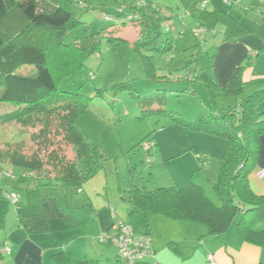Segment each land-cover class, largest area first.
Instances as JSON below:
<instances>
[{
	"label": "rangeland",
	"instance_id": "obj_1",
	"mask_svg": "<svg viewBox=\"0 0 264 264\" xmlns=\"http://www.w3.org/2000/svg\"><path fill=\"white\" fill-rule=\"evenodd\" d=\"M249 1L255 3V0H79L80 8L73 11V17L81 23L65 34L64 43L71 44L102 30L118 40L100 38V50L87 58L80 69L61 78L58 86L61 91L92 98L89 109L78 120V127L105 157L104 167L84 186V192L78 193L73 187L62 185L52 191L31 178L21 182L18 176L25 174L23 169L4 165L0 170V190L18 195L19 206L23 205L21 214H38L41 199L53 195L60 209L78 222L86 223V229H79L92 235L96 219L103 218L108 226L96 236L99 244L109 223L116 221L114 212L127 214L133 208L129 202V188L133 184L143 183L154 190L175 184L187 186L194 183L190 177L201 179L208 196L220 204L214 197V180H209L206 173L213 164L219 165L228 140L208 137L207 133L183 122L193 123L210 107L209 90L198 79L200 70L211 67L215 46L221 42L223 34L237 33L232 18L247 15L242 7ZM131 5H140L148 16L161 19L157 30L147 25L141 30L135 22L138 17L130 14L134 11ZM216 6L228 12L234 7L231 8L233 13H228L232 18L213 19L212 29L207 30L202 25L201 14ZM125 14L129 16L127 24ZM138 40L142 43L136 46ZM167 44L170 47L167 48ZM149 65L153 69L151 78L147 77ZM19 71L24 75L37 74L34 66ZM89 72L93 78L96 75V79H92ZM192 75L196 77L195 82L188 80ZM262 87L250 85L242 95L221 91L217 105L220 109L237 106ZM9 106L0 105V114L10 111ZM170 113L181 116L184 121H174ZM38 130L39 127L17 123L0 126V151L9 146L12 150L20 148L27 156L35 154L41 148L33 139ZM62 149L58 150V156L74 160L71 146ZM195 152L200 153L206 163L200 161ZM43 154L49 155V152L43 150ZM0 201L13 204L4 196ZM2 217L1 224H12L11 212L2 213ZM257 228L263 229L264 222ZM115 231L114 227L109 233Z\"/></svg>",
	"mask_w": 264,
	"mask_h": 264
},
{
	"label": "trees",
	"instance_id": "obj_2",
	"mask_svg": "<svg viewBox=\"0 0 264 264\" xmlns=\"http://www.w3.org/2000/svg\"><path fill=\"white\" fill-rule=\"evenodd\" d=\"M78 4L79 0H0V105H10L11 109L0 114V126L17 123L39 127L33 139L41 147L35 154L27 156L20 148L12 150L7 146L5 151H0V170L4 165L19 167L25 172L18 176L19 181L35 179L52 191L60 185L73 187L76 192L84 190V186L103 169L105 162L97 146L78 127V120L89 109L92 98L61 91L58 81L80 69L87 58L100 50V38L118 39L108 37L107 30H102L65 44V34L81 23L73 17V11L80 8ZM140 7L130 6L134 10L130 14L138 17L135 18L136 25H147L156 31L161 19L148 17ZM128 14L124 17L126 24ZM220 16L219 8L212 11L205 9L201 14L203 27L212 29L211 21L218 20ZM36 31L41 32L40 35ZM225 38L235 40L228 34ZM140 42L142 40L136 41L135 45ZM26 66L36 67L37 74L20 73L19 70ZM243 69L240 66L228 81L224 89L226 92L243 93ZM151 72L152 65H149L148 78H151ZM200 72L199 82L210 93L208 110L200 113L193 123L183 122L181 116L170 114L174 121L183 122L196 131L228 140V147L219 159L218 178L213 183L220 204L208 196L204 187L195 183L154 190H149L143 183L133 184L129 188V202L144 213L201 223L212 236L235 228L246 243L264 249V228H257L259 223L264 222V195L254 193L249 182L258 165L260 141L264 136V111L259 108L264 90L249 95L238 106L220 109L216 101L220 86L212 68ZM89 75L96 79L94 73L95 78L91 76L92 72ZM188 80L195 82V75ZM131 91L134 93V90ZM66 146H71L74 160L58 156V150L63 151ZM43 150L49 155H44ZM201 161L206 163L203 156ZM53 219L63 221L70 228L79 225L71 215L60 209L53 195L42 198L41 211L21 217L20 224L28 232L44 233L52 231L50 221ZM118 221L116 219L114 227ZM77 264H98V261Z\"/></svg>",
	"mask_w": 264,
	"mask_h": 264
},
{
	"label": "crops",
	"instance_id": "obj_3",
	"mask_svg": "<svg viewBox=\"0 0 264 264\" xmlns=\"http://www.w3.org/2000/svg\"><path fill=\"white\" fill-rule=\"evenodd\" d=\"M215 8L221 10V16L232 18L229 14L233 13L231 8L234 7H230L229 12L221 6ZM242 9L247 15H240L236 20L232 18L237 33L228 34L235 40L226 39L227 33H224L221 42L215 46L216 53L210 63L212 74L220 86L219 92L225 91L228 81L240 66L244 67L241 73L245 83L244 91L253 84L263 86L254 92L264 90V0H255V3L249 1ZM145 13L148 16L146 11ZM140 29L142 30L143 27L141 26ZM259 108L264 111V99ZM207 136L220 138L208 133ZM195 154L201 161L200 153L195 152ZM263 169L264 136L260 141L258 165L249 177L251 189L258 195H264V179L259 175ZM218 171L219 165L213 164L211 170L206 173L209 180L215 182ZM189 180L204 187L205 183L201 179L190 177ZM0 191L6 192L2 189ZM80 192L83 193L84 190ZM214 194V197L218 198L215 192ZM2 197L3 195L0 196ZM218 200L220 201L219 198ZM11 206L14 204L0 201V220L4 212L13 214L12 224L0 223V246L7 245L11 249L9 255L2 256L0 264H77L89 260L98 261V264H123L118 247L117 249L116 246L99 244L96 241V236L104 232L108 224L107 221L104 223L103 218L96 219L94 235L87 230L79 229L80 227L86 229V223L78 222L72 215L79 223L76 229L68 227L61 220L58 223L56 222L58 219H53L50 221L52 231L31 233L20 224V219L34 214H21L23 205L19 206V201L15 208ZM113 217L130 225L136 233L148 234L152 237L155 256L136 260L134 264H210L208 258L210 254L214 256L216 264H264V249L246 243L235 228L225 234L212 236L201 223L178 221L151 212L144 213L135 207L127 214L118 215L114 212ZM115 222L111 221L106 231L112 229Z\"/></svg>",
	"mask_w": 264,
	"mask_h": 264
},
{
	"label": "built area",
	"instance_id": "obj_4",
	"mask_svg": "<svg viewBox=\"0 0 264 264\" xmlns=\"http://www.w3.org/2000/svg\"><path fill=\"white\" fill-rule=\"evenodd\" d=\"M259 175L262 179H264V169ZM2 195L4 197H8L13 204L18 203L17 194L2 192ZM115 228L116 231L114 234L106 232L104 235L100 236L99 241L103 244H110L118 247L123 264H134L136 260L155 256L153 240L150 235L137 234L130 225L124 223L123 221H118ZM10 252L11 249L7 245H3L0 249L1 256L9 255ZM208 258L210 264H216L212 254H210Z\"/></svg>",
	"mask_w": 264,
	"mask_h": 264
}]
</instances>
